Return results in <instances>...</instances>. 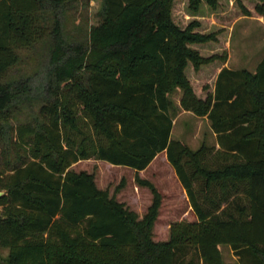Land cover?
Instances as JSON below:
<instances>
[{
    "label": "trees",
    "instance_id": "trees-1",
    "mask_svg": "<svg viewBox=\"0 0 264 264\" xmlns=\"http://www.w3.org/2000/svg\"><path fill=\"white\" fill-rule=\"evenodd\" d=\"M88 43L65 41L54 15L75 0H0V249L6 264H264V56L251 73L224 67L225 50L202 56L219 31L202 33L172 17L179 0H99ZM195 17L204 2L185 0ZM264 23V0H230ZM51 37L46 102L32 122L9 126L27 81H5L19 52ZM218 63V66L215 64ZM206 69V70H204ZM214 70V74L206 72ZM197 75V76H196ZM212 75V76H211ZM211 78V80H209ZM195 82L201 84H195ZM206 117L219 149L192 150L171 139L175 107ZM186 193L195 217L152 240L161 196L138 177L159 154ZM94 158L135 172L153 198L141 220L70 170Z\"/></svg>",
    "mask_w": 264,
    "mask_h": 264
},
{
    "label": "rangeland",
    "instance_id": "rangeland-1",
    "mask_svg": "<svg viewBox=\"0 0 264 264\" xmlns=\"http://www.w3.org/2000/svg\"><path fill=\"white\" fill-rule=\"evenodd\" d=\"M243 1L246 5L252 2V0ZM216 2L215 10H211L204 2H201L196 16L193 17L187 9V2L179 0L173 6V20L181 28L192 20H198L201 25L199 31L205 34L220 30L215 43L198 47L200 54L209 56L220 54L225 50L227 61L224 67L226 65L232 70H247L252 73L264 56L263 21L256 16H241L234 2L230 0H216ZM100 11L99 0H75L63 12L60 10L56 14H46L45 25L51 30L56 17L67 43L86 44L90 28L100 21ZM51 46V37L47 36L29 49L19 52L18 63L8 71L5 81L28 82L27 93L10 109L9 126L14 127L17 124L32 122L40 107L46 102L45 87L50 68ZM215 65L218 66V63ZM214 70L206 72L211 71L209 74H214ZM195 84L201 83L195 82ZM179 96L178 91L170 96L173 105L177 103ZM182 111L179 107H175L172 139L182 140L192 150H197L202 145L205 146L210 151L209 160H211L217 147L209 122L183 114ZM5 144L7 143H0V166ZM160 160L159 158L156 161L155 166ZM70 170L75 173L91 174L98 189L107 190L110 197H114L117 202L123 203L130 211L135 212L138 220L144 217L152 203L153 196L150 190L139 186L134 180L135 172L128 168L112 166L91 158L73 164ZM149 178L154 182L156 186L154 187L161 196L158 216L152 228V240L166 242L169 239V226L172 223L192 222L195 217L189 207L187 196L185 198L180 196L181 185L178 183L174 170L172 172L169 170L165 174L163 168H158V174L152 175L150 172ZM219 249L223 264H239L237 257L233 255L229 247L219 246ZM7 253V250L0 249V264H6Z\"/></svg>",
    "mask_w": 264,
    "mask_h": 264
},
{
    "label": "crops",
    "instance_id": "crops-1",
    "mask_svg": "<svg viewBox=\"0 0 264 264\" xmlns=\"http://www.w3.org/2000/svg\"><path fill=\"white\" fill-rule=\"evenodd\" d=\"M225 67H226V65H225ZM227 68V67H226ZM227 69H229V68H227ZM179 93H180V91H178ZM180 97H181V93H180V96H179V99H178V101H177V103H175L174 104V107H179V101H180ZM182 113L183 114H189V115H192V117H195L196 119H198L199 117H196V116H194L192 113H190V112H186V111H182ZM201 119H203V120H207L206 119V117H202ZM175 121V120H174ZM174 123V122H173ZM172 132H173V125H172V130H171V135H170V137H171V139H172ZM213 136L215 137V134H213ZM178 141H180L181 143H183L184 144V142L182 141V140H178ZM217 147V148H216ZM216 149H219V147H218V145L216 144ZM161 159L160 160V162H158V165L157 166H155V163H156V161L158 160V159ZM117 167V166H116ZM158 168H163V171H164V173L166 174L169 170L172 172L173 171V169H172V167L168 164V162H167V159H166V154H165V152H162V153H159L152 161H151V163L147 166V168L146 169H144L143 171H140V172H138V177L141 179V180H146V181H148L149 183H151L153 186H155L154 185V182L153 181H151V178H149V174H150V172H151V174L152 175H154V174H158ZM167 169H169L168 171H167ZM131 170V169H130ZM133 171V170H132ZM134 172V171H133ZM178 183H179V181H178ZM156 187V186H155ZM142 188H144V187H142ZM146 188V187H145ZM145 191H147V190H145ZM159 193V192H158ZM179 193H180V196L181 197H186V193H185V191L183 190V188L181 187V190L179 191ZM148 195V194H147Z\"/></svg>",
    "mask_w": 264,
    "mask_h": 264
},
{
    "label": "water",
    "instance_id": "water-1",
    "mask_svg": "<svg viewBox=\"0 0 264 264\" xmlns=\"http://www.w3.org/2000/svg\"><path fill=\"white\" fill-rule=\"evenodd\" d=\"M3 195V193L2 192H0V196H2Z\"/></svg>",
    "mask_w": 264,
    "mask_h": 264
}]
</instances>
